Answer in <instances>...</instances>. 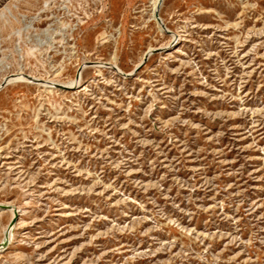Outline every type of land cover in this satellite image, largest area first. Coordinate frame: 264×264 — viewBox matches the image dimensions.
Here are the masks:
<instances>
[{"label":"rangeland","instance_id":"374dc122","mask_svg":"<svg viewBox=\"0 0 264 264\" xmlns=\"http://www.w3.org/2000/svg\"><path fill=\"white\" fill-rule=\"evenodd\" d=\"M154 2L0 0V264H264V0Z\"/></svg>","mask_w":264,"mask_h":264},{"label":"bare ground","instance_id":"6f19581e","mask_svg":"<svg viewBox=\"0 0 264 264\" xmlns=\"http://www.w3.org/2000/svg\"><path fill=\"white\" fill-rule=\"evenodd\" d=\"M162 0H155L154 2V12H153V17L156 19V15H155V11L158 9L160 3ZM157 20V19H156ZM21 80H27L25 75L20 74V75H14V76H9L7 78H5L4 80V84H9L12 83L14 81H21ZM48 83V82H47ZM47 83H45L46 85H48ZM49 83H55V82H49ZM67 84V83H66ZM64 84V85H66ZM59 85V84H57ZM1 205V204H0ZM11 213V221L13 220L14 216H15V210L11 209L10 210ZM12 223H10V225L5 229L4 231V236L2 240H10L12 238ZM4 242H1L0 245H2ZM3 246V245H2Z\"/></svg>","mask_w":264,"mask_h":264},{"label":"water","instance_id":"95a60500","mask_svg":"<svg viewBox=\"0 0 264 264\" xmlns=\"http://www.w3.org/2000/svg\"><path fill=\"white\" fill-rule=\"evenodd\" d=\"M156 18H157L158 20H160V22H161V19H160V17H159L158 11L156 12ZM0 89H1V87H0ZM10 207H11L10 205H0V209H9ZM14 221H15V217L13 218V220L11 221V223L13 224ZM3 244H4L5 246H7V245H8L7 240H5Z\"/></svg>","mask_w":264,"mask_h":264}]
</instances>
